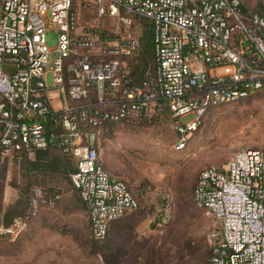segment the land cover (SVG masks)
<instances>
[{
    "label": "built area",
    "instance_id": "1",
    "mask_svg": "<svg viewBox=\"0 0 264 264\" xmlns=\"http://www.w3.org/2000/svg\"><path fill=\"white\" fill-rule=\"evenodd\" d=\"M72 1L0 0V164L49 149L71 160L69 179L98 242L138 209L100 159L102 127L140 125L165 111L181 151L210 111L264 92V0L258 13L242 0H93L98 17L118 20L116 34L80 27ZM133 18L152 25L155 68L142 82L128 66L138 48ZM49 31L57 38L52 49ZM188 114L193 120L181 123ZM192 194L217 224L207 236L210 264H264V148L202 169ZM54 200L32 189L25 216L0 233L17 236Z\"/></svg>",
    "mask_w": 264,
    "mask_h": 264
},
{
    "label": "rangeland",
    "instance_id": "2",
    "mask_svg": "<svg viewBox=\"0 0 264 264\" xmlns=\"http://www.w3.org/2000/svg\"><path fill=\"white\" fill-rule=\"evenodd\" d=\"M242 2L248 11L259 12V0ZM71 9L80 27L114 34L122 29L117 19L98 17L93 0H73ZM141 28L133 19L130 32L137 39ZM56 41L53 31L46 33L48 48ZM137 55L129 68L140 66ZM45 81L52 87L50 71ZM193 118L188 114L180 121ZM176 140L165 111L140 125L114 124L101 133L99 156L105 169L124 180L138 202L136 211L115 221L121 230L108 235L117 239L111 250L89 238L85 205L63 171L73 169L71 160L53 151L54 162L42 169L31 167L33 157L2 162L0 226L28 209L32 189L57 200L39 207L17 236L0 237V264H210L207 236L217 224L194 205L193 187L200 170L223 166L237 151L264 148V92L210 111L183 150L173 148ZM160 211L167 221L151 227Z\"/></svg>",
    "mask_w": 264,
    "mask_h": 264
},
{
    "label": "trees",
    "instance_id": "3",
    "mask_svg": "<svg viewBox=\"0 0 264 264\" xmlns=\"http://www.w3.org/2000/svg\"><path fill=\"white\" fill-rule=\"evenodd\" d=\"M133 19L138 20L139 25L142 27L141 28V34H140L139 38L137 39L138 40V48H137V51H138V55L139 56L137 55L136 58H134L136 60L137 57H138L140 66L135 67L133 65V68H129L130 69L129 71H130L131 77L136 82H142L147 77H149L150 75L153 74L154 68H155V65H154V57H153V50H152V34H153L152 33V25H151V23H149L148 21H146L144 19H140V18H133ZM106 32L107 31L103 30V33H106ZM132 60H133V57L131 58V60H129L128 64L130 62H132ZM111 125H114V124H106V125H104L102 127V129H101V133H103L104 130H106ZM53 151H54L53 149H49V150H46V151H37V152H35L34 157H33V160L30 162L31 167L40 168V169H42L43 167H50L52 165V162H54V160H51L50 159V155L53 154ZM63 171H64L65 174H67V177L69 179V175H70V173L73 172V169H67V170H65L63 168ZM197 177H198V175H197ZM196 180H197V178H196ZM195 183H196V181H195ZM126 185H127V183H126ZM194 186H195V184H194ZM31 193H32V191H31ZM29 198H30V196H29ZM29 198L27 200V207H28ZM46 198H49V196H46ZM50 198H52V197H50ZM86 210H87V208H86ZM26 211H27V208H26V210H25V212L23 214L18 215L16 217H13L8 224H6L5 226L4 225L3 226H0V228H8V227H10L13 224V222H14L15 219L23 218L25 216V214H26ZM131 212H133V211H127V212H125L124 216L128 215ZM108 233H109V230H108ZM108 233H107L106 238L103 241H98V242L95 241V242H97L98 244H101L103 246H105V244H106L107 247H108V249L111 250L115 246V243H116V240L117 239H115V238L107 239V238H109L108 237V235H109ZM2 236L8 237L9 235H5V234H1L0 233V237H2ZM107 241L108 242L110 241L111 242V245L107 244ZM210 249H209V251H210L209 260H210V257H211V250Z\"/></svg>",
    "mask_w": 264,
    "mask_h": 264
},
{
    "label": "crops",
    "instance_id": "4",
    "mask_svg": "<svg viewBox=\"0 0 264 264\" xmlns=\"http://www.w3.org/2000/svg\"><path fill=\"white\" fill-rule=\"evenodd\" d=\"M86 213H87V210H86ZM87 216H88V214H87ZM121 229H120V225H119V223L118 222H115V223H112L111 225H110V228H109V236H111V233L112 232H115V231H120ZM11 246H13V248H15V244H12ZM11 249V248H10ZM9 249V250H10ZM13 253H15V250H14V252ZM8 259H12V254L10 253V252H8V257H7Z\"/></svg>",
    "mask_w": 264,
    "mask_h": 264
},
{
    "label": "water",
    "instance_id": "5",
    "mask_svg": "<svg viewBox=\"0 0 264 264\" xmlns=\"http://www.w3.org/2000/svg\"><path fill=\"white\" fill-rule=\"evenodd\" d=\"M167 219L168 217L165 215V212L160 211L158 212V215L153 219L151 227L156 224H162L164 221H167Z\"/></svg>",
    "mask_w": 264,
    "mask_h": 264
}]
</instances>
